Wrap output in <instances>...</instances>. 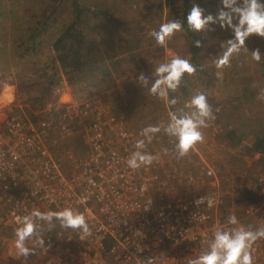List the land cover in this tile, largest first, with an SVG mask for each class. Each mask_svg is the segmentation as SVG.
<instances>
[{
  "label": "built area",
  "instance_id": "obj_1",
  "mask_svg": "<svg viewBox=\"0 0 264 264\" xmlns=\"http://www.w3.org/2000/svg\"><path fill=\"white\" fill-rule=\"evenodd\" d=\"M62 89L55 93L62 95ZM56 107L60 112L44 122L10 107L0 123V244L11 251L20 219L34 209L70 207L85 215L90 234L81 239L58 222L51 228L40 222L39 236L26 241L34 254L23 256L20 264H188L207 249L216 228L232 227L226 224L230 215L253 230L264 227V200L260 207H246L241 218L239 207H227L241 189L230 193L201 156L193 170L188 168L186 160L198 155L196 148L184 159L170 154L163 147L169 136L161 131L145 141L144 150L156 159L133 170L127 160L151 124L133 125L92 93L70 94L47 111ZM51 132L65 165L50 149ZM77 137L80 153L67 145ZM257 179L256 187L246 185V190L264 196V177ZM246 218L253 219L245 223ZM254 247L255 264H264V240Z\"/></svg>",
  "mask_w": 264,
  "mask_h": 264
},
{
  "label": "rangeland",
  "instance_id": "obj_2",
  "mask_svg": "<svg viewBox=\"0 0 264 264\" xmlns=\"http://www.w3.org/2000/svg\"><path fill=\"white\" fill-rule=\"evenodd\" d=\"M76 2L81 8L94 5L97 7L87 13L85 11L86 21L83 24L84 30L87 26L92 29L89 33L92 34L94 44L89 51V58L93 62L89 63L86 71L79 74L80 78L76 81L69 80L58 69L59 77L54 78L56 83L49 93V76L56 70L51 59L52 43L77 15L79 9L75 8ZM168 2L0 0V123L10 107L34 122L52 121L62 107H56L49 112L47 109L51 107V103L68 101L70 94L81 96L92 93L99 95L118 114L128 117L135 126L152 125L154 122L166 124L171 112L181 109L189 111L185 103L193 95L203 93L208 98L214 119L201 129L203 140L194 145L198 155L189 157L186 162L188 168L193 170L195 161L201 156L215 168L218 177L223 178V187L230 193L232 191L235 194L237 189H241L237 201H228L227 207L235 204V207L241 209L236 212L243 218L246 216L245 208L251 206L241 202L245 186L254 189L257 178L264 177L263 155L254 153L252 146L257 137L264 136V77L259 75L264 72V38L252 36L253 39L251 37L246 41L247 51L242 50L231 58L228 65L217 68L215 61L222 55L221 45L226 46L227 38L231 36L230 31L214 25L210 26V30L196 32L202 39L203 49L198 58L203 62V71H195L189 76L187 89L180 86L170 93V97L177 100L176 105H170L151 95L146 88H138L135 84L140 74L151 77L158 64L174 56L185 59L191 57L184 31L175 33L163 46L158 45L154 39L153 33L159 30L160 25L173 19V8ZM173 3L175 7L182 8L181 0H174ZM193 3H199L210 14H215L221 6L220 0H198ZM210 6L212 7L209 12L206 7ZM99 10L112 15L105 17ZM56 11L57 16L52 18L54 22L51 23L53 28L41 37L42 43L36 49L31 45L21 47L37 21L53 15ZM79 26L81 27V22ZM257 49L262 55L260 61L252 58V51ZM248 61L250 67L257 70L254 74L250 69V73L254 74L252 77H246L241 69L247 68L245 63ZM191 63L195 66L194 62ZM45 70L47 75H44ZM58 80L60 83H57ZM243 83L246 85L244 89ZM59 86L65 91L62 95L55 93ZM255 129L261 133L254 135L252 131ZM50 138L49 146L54 158L65 165L61 146L54 142L55 133L51 132ZM67 145L74 147L78 153L82 151L83 144L79 137L69 140ZM163 147L170 154L176 153L175 140L172 137L164 141ZM252 219L242 220L249 223ZM11 246L9 251L0 244V264L21 263L23 256L18 254L15 242H11Z\"/></svg>",
  "mask_w": 264,
  "mask_h": 264
},
{
  "label": "clouds",
  "instance_id": "obj_3",
  "mask_svg": "<svg viewBox=\"0 0 264 264\" xmlns=\"http://www.w3.org/2000/svg\"><path fill=\"white\" fill-rule=\"evenodd\" d=\"M220 8L215 14L206 13L199 6L193 4L185 17L189 29L194 32L210 30V26L218 25L220 29L230 31L222 55L215 61L217 68H222L230 63L234 55L242 50L247 51L246 41L252 36L264 38V0H220ZM180 20H169L162 23L159 30L153 33L158 45L166 42L177 32L183 29ZM200 41L196 46H200ZM259 49L252 51V58L261 60ZM196 68L189 59L174 56L170 60L158 64L152 76L140 74L135 80L138 88L144 89L158 98L165 100L170 105H176L175 97L170 93L175 92L185 74L191 75ZM186 107L189 111L178 110L169 114L166 124L145 127L141 135L144 139L137 140L134 151L127 160V166L133 170L142 166L151 165L156 159L151 153L145 151L146 143L163 131L175 140V149L178 156H185L198 142L203 140L202 128L207 127V122L214 119L208 98L203 93L191 97ZM40 222H45L51 228L58 222L64 229H71L78 233L81 239L90 234L87 219L83 213L65 207L58 211L33 210L30 214L20 219L19 226L15 229V248L19 255L29 256L35 249L26 246L34 235L39 236L42 227ZM227 226L216 228L213 236L200 255L188 261V264H255V244L264 240V227L253 230L251 226L241 224L236 215H230L226 221ZM45 244L43 239L38 241Z\"/></svg>",
  "mask_w": 264,
  "mask_h": 264
},
{
  "label": "trees",
  "instance_id": "obj_4",
  "mask_svg": "<svg viewBox=\"0 0 264 264\" xmlns=\"http://www.w3.org/2000/svg\"><path fill=\"white\" fill-rule=\"evenodd\" d=\"M169 1V5H172V20H180L184 27L181 31H184L187 35V41H188V50L191 54L190 62H194V67H196V72L202 73L203 62L199 61V55L202 52V39H200V36L197 35L196 32L192 31L188 28L187 23L185 21V17L190 11L191 7L193 6V2H197L198 0H181L182 8L175 7V4L173 3L174 0H167ZM173 1V2H172ZM59 7L61 6V3H59ZM199 4V3H197ZM210 7H206V9L210 12ZM75 8H78L77 15L73 18L71 24L68 26L67 29H65L63 32H60L57 36V38L52 43V50L53 55H51L52 64L55 66L56 70L52 75L49 76V87L47 88V91L50 93L52 91V86L56 83L54 81V78L58 79V72L57 70H61L65 76L69 78L71 81H76L79 76V74L86 71L87 66L90 62H93L89 58V51L93 49L94 40L92 37V34L89 33V31H92L90 26L85 27V30L83 29V24L85 20V11L86 13L89 11H92L94 9H97V7L94 6H87L85 8H81L78 5V2L75 3ZM94 8V9H93ZM99 13H102L103 15L110 16L112 13L107 11H98ZM57 11L53 13V15L48 16L47 18L41 19L37 21V24L35 27H33L31 34L29 38L21 44V47L24 46H33L34 49H36V46L42 43L41 37L46 35L49 30L53 28L54 21L52 18H55ZM59 13V12H58ZM81 22V27L79 26ZM200 41V46H196V42ZM206 74V73H205ZM44 75H47V70H45ZM190 75L185 74L184 78L181 81L180 86H183L187 89L186 83L189 80ZM60 80V79H59ZM58 80L57 83H60ZM179 86V87H180ZM34 100H38V98L33 97ZM33 101V100H32ZM261 133L260 131L257 133ZM242 140V139H241ZM239 143V142H238ZM253 152L254 153H260L263 155L264 161V136L257 137V139L253 142ZM246 190V189H245ZM242 194L241 202L245 205H260L263 203V198L257 194L255 191H248L246 190Z\"/></svg>",
  "mask_w": 264,
  "mask_h": 264
},
{
  "label": "crops",
  "instance_id": "obj_5",
  "mask_svg": "<svg viewBox=\"0 0 264 264\" xmlns=\"http://www.w3.org/2000/svg\"><path fill=\"white\" fill-rule=\"evenodd\" d=\"M254 37H252L251 39H253ZM245 66H247V68H241L242 69V71H244L245 72V75H246V77H248V76H253L255 73H256V71L257 70H254V69H252L251 67H250V62L248 61L247 63H245ZM250 69L254 72V74L253 73H250ZM259 69H260V67H259ZM259 75L261 76V77H264V72L263 73H259ZM245 83V82H244ZM244 83H243V85H244ZM245 86L246 85H244V87H243V89L245 88ZM246 131V130H245ZM253 132V134L255 135V134H257L258 132H259V130L258 129H255V131H252ZM245 135H246V133H245ZM246 137H247V135H246Z\"/></svg>",
  "mask_w": 264,
  "mask_h": 264
}]
</instances>
